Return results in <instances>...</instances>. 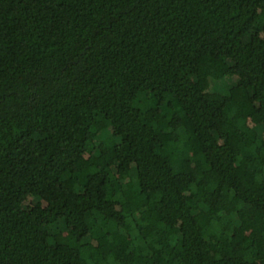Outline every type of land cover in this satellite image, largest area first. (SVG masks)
<instances>
[{"label":"trees","instance_id":"16d2710c","mask_svg":"<svg viewBox=\"0 0 264 264\" xmlns=\"http://www.w3.org/2000/svg\"><path fill=\"white\" fill-rule=\"evenodd\" d=\"M0 264H264V0H0Z\"/></svg>","mask_w":264,"mask_h":264}]
</instances>
